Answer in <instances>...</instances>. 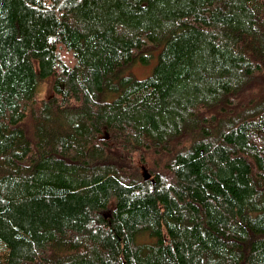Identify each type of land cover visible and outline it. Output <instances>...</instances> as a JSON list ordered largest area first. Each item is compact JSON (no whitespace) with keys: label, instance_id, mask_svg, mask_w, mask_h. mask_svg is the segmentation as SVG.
Masks as SVG:
<instances>
[{"label":"trees","instance_id":"16d2710c","mask_svg":"<svg viewBox=\"0 0 264 264\" xmlns=\"http://www.w3.org/2000/svg\"><path fill=\"white\" fill-rule=\"evenodd\" d=\"M262 233L264 0H0V264H264Z\"/></svg>","mask_w":264,"mask_h":264},{"label":"rangeland","instance_id":"374dc122","mask_svg":"<svg viewBox=\"0 0 264 264\" xmlns=\"http://www.w3.org/2000/svg\"><path fill=\"white\" fill-rule=\"evenodd\" d=\"M159 48H154L148 51L149 59L146 63H143L139 60H135L131 64H129L126 67H123L119 73L118 76H130L133 79H144L151 75L154 66L158 59V52ZM50 93V88L48 84H43L40 88L39 96L44 97L47 96ZM119 93V90L110 91L107 93L106 98L111 100L115 98ZM261 236H264V233L260 234ZM139 242H141V239H138Z\"/></svg>","mask_w":264,"mask_h":264},{"label":"water","instance_id":"95a60500","mask_svg":"<svg viewBox=\"0 0 264 264\" xmlns=\"http://www.w3.org/2000/svg\"><path fill=\"white\" fill-rule=\"evenodd\" d=\"M143 176L145 179L149 178V174L146 172V170L143 171Z\"/></svg>","mask_w":264,"mask_h":264}]
</instances>
